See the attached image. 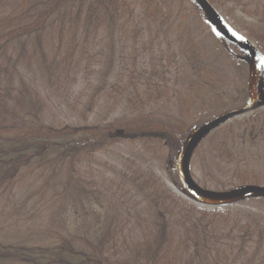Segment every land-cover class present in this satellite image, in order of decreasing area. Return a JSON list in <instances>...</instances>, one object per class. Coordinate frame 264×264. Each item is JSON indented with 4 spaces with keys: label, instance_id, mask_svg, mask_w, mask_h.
Instances as JSON below:
<instances>
[{
    "label": "rangeland",
    "instance_id": "374dc122",
    "mask_svg": "<svg viewBox=\"0 0 264 264\" xmlns=\"http://www.w3.org/2000/svg\"><path fill=\"white\" fill-rule=\"evenodd\" d=\"M127 1L135 3L134 22L142 21L136 37L101 32L75 38L81 32L66 30L61 35L47 29L13 39L6 46L13 53L5 65L8 69H0V92L7 89L6 94H13L15 109L18 102L54 127L118 126L138 114L175 122L182 115L188 137L214 117L246 105L252 59L219 34L199 0H153L145 6L151 8V15L141 10L140 2L148 0ZM13 2L0 0V13L6 7L9 11ZM207 2L229 34L258 51L261 68L255 85L257 99L263 104L206 135L189 156L188 172L205 190L264 188V0ZM24 50L27 54L21 57ZM40 53L51 54L58 61L64 59L74 67L65 84L50 82ZM197 68H201V74ZM184 144L157 146L151 152L139 142H115L76 163L72 176L56 194L49 189L37 190L44 186L42 182L31 187L33 174H28L8 206V193L0 195V239L6 236L9 241H33L45 231L50 240L58 233L96 243L103 240L123 222L118 217L120 193L115 195L114 183L124 180L129 184L126 172L139 168L150 169L174 193L189 200L184 196L187 190L178 162ZM244 182L248 184L242 185ZM199 206L228 213L233 219L230 222L239 223L236 235L248 222L264 217V199ZM256 245L264 254V242ZM256 249L238 254L235 264H256ZM119 251L121 257L132 254L124 248ZM230 258L228 264L235 257Z\"/></svg>",
    "mask_w": 264,
    "mask_h": 264
},
{
    "label": "trees",
    "instance_id": "16d2710c",
    "mask_svg": "<svg viewBox=\"0 0 264 264\" xmlns=\"http://www.w3.org/2000/svg\"><path fill=\"white\" fill-rule=\"evenodd\" d=\"M14 1L9 11L6 7L0 13L3 71H7L5 65L13 54L6 46L18 37L41 34L47 29L61 35L66 30L81 32L75 38L101 32L114 33V37L116 33L121 37H136V29L142 25V21L134 22L135 3L127 0ZM150 1L153 2H140L144 15H151L148 14L151 8L145 7ZM25 54L26 50L19 55ZM42 56L48 78L54 84H65L75 71L64 59L58 61L46 53ZM197 72L201 74V68ZM5 92H0V195L8 193L7 206L30 173L33 174L29 179L31 187L42 182L44 186L37 190L49 189L56 194L72 176L76 163L115 142H139L152 152L157 146L173 147L188 138L182 115L175 122L138 114L118 126L58 124L54 127L18 102L15 109L13 94ZM227 133L224 131L223 135L228 136ZM142 171L139 168L126 172L129 184L124 180L114 183L115 195L120 193L118 217L123 222L114 226L103 240L96 243L61 233L50 240L45 231L39 232L33 241L30 238L9 241L5 236L0 239V264H228L230 257H235L232 263L235 264L239 262L238 254H248L252 247L258 251L253 260L264 264V254L256 245L264 242V224L260 223L264 217L251 219L256 224L248 222L236 235L234 230L239 228V223L230 222L228 213L218 208H203L174 193L150 169ZM245 184L248 183H242ZM185 195L192 199L187 192ZM121 248L130 250V257H121Z\"/></svg>",
    "mask_w": 264,
    "mask_h": 264
},
{
    "label": "water",
    "instance_id": "95a60500",
    "mask_svg": "<svg viewBox=\"0 0 264 264\" xmlns=\"http://www.w3.org/2000/svg\"><path fill=\"white\" fill-rule=\"evenodd\" d=\"M207 10V13L211 16L213 23L218 30L219 34L223 36L226 40L233 43L234 45L238 46L239 48L246 51L251 59H252V70L249 79V87H248V100L246 105L242 106L241 108L226 112L221 114L217 117H214L210 121L200 126L198 129L185 140V144L181 150L179 164L181 169V177L182 183H184L186 190L188 191L191 196H193L199 203H204L207 205H224L228 203L238 202L241 200H245L247 198L252 197H264V188L263 187H242L236 190H231L228 192H217L211 190H205V188H201L198 186L193 179L191 178L188 172V160L191 152L197 146V144L210 132L215 130V128L221 126L222 124L226 123L227 121L235 118L236 116L244 115L249 112L254 111L263 102L258 101L257 93H256V85L257 80L260 74L261 68V58L259 56L258 51L256 48L251 45L249 42L240 39L226 30V28L221 24V20L215 14L216 12L213 8L208 4L207 0H200Z\"/></svg>",
    "mask_w": 264,
    "mask_h": 264
}]
</instances>
